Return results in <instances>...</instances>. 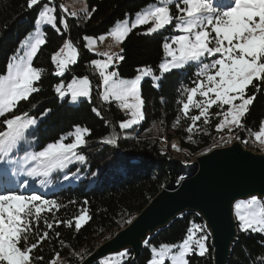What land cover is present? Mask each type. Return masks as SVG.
<instances>
[{"label":"trees","instance_id":"trees-1","mask_svg":"<svg viewBox=\"0 0 264 264\" xmlns=\"http://www.w3.org/2000/svg\"><path fill=\"white\" fill-rule=\"evenodd\" d=\"M61 1L40 0L39 4L29 9L27 0H0V75L6 74L12 58L23 52L22 42L37 30L36 21L43 5L54 8L52 14L57 17L56 28L47 24L39 26L46 42L39 47L32 60L34 67L42 69L40 79L34 83L38 91L0 117V132L7 130L4 121L17 115L26 113L27 118L36 122L35 126L25 130L9 156L17 152L16 145L19 152L39 151L62 139L64 143H71L72 133L77 128L88 130L84 135L86 143L75 150L77 155L85 157L84 161L73 157L64 167L52 168L45 178L51 180L52 190L22 193L7 190L4 184L0 187V194L39 195L60 205L58 210L44 212V219L34 225V233L49 231V239L33 253L43 259L34 261V264H50L53 259L56 264H80L100 244L124 228L158 192L174 189L181 179L188 177L194 164L191 165L188 159L182 162L175 160L164 148L165 139H176L189 157L206 151L220 135L227 133L233 135V140L254 149L250 144L253 133L264 122L262 85L259 92L253 87L248 89L249 94H256V99L243 117V127L231 132L225 129L217 131L216 124L222 117L211 115L209 123L205 124L201 118L193 132L189 133L186 129L191 120L181 112V101L186 102L187 93L184 90L194 86L199 65L190 64L161 74L167 32L161 30L149 34L147 27L142 26L133 28L121 43L114 70L119 78L131 79L146 68L152 70L154 78H145L139 86L143 118L122 129L120 123L132 119L130 111H123L115 101L101 98L100 75L92 64L95 57L86 49L84 39L106 34L126 16L132 18L159 0H83L86 15L80 18L71 16L70 12L65 13ZM61 17L67 22V29L60 23ZM68 41L78 53L77 60L68 66L62 77H58L54 74L51 57ZM205 62L208 60L201 63ZM85 77L91 86L87 100H81L74 106L67 100H59L55 91L57 85ZM195 99L201 97L196 96ZM218 111L215 106L210 109L213 114ZM198 114L196 108L189 112V116ZM108 140L114 142L106 143ZM1 153L0 166L4 168L2 162L6 157ZM4 173L2 171V175ZM84 209L90 219L76 230L74 218ZM45 220L53 224L52 229L46 227ZM57 221L61 222L58 226ZM67 221H73V225L67 226ZM194 225L202 228L196 236L207 237V251L200 256L194 247L187 257L188 264H213L203 222L193 213L178 217L155 234L145 243L136 261L133 262L132 255L127 253L119 258L120 264H148L151 248L181 244ZM102 263L103 260L98 264ZM227 264H264V236L238 228L237 241Z\"/></svg>","mask_w":264,"mask_h":264},{"label":"snow or ice","instance_id":"snow-or-ice-1","mask_svg":"<svg viewBox=\"0 0 264 264\" xmlns=\"http://www.w3.org/2000/svg\"><path fill=\"white\" fill-rule=\"evenodd\" d=\"M39 3L40 0H27V7L31 9ZM171 3L172 0H159L157 6L137 13V18L131 24L127 20L117 24L109 35L115 42L122 43L133 28L151 24L147 31L153 33L177 19L179 23L176 28L183 34L175 37L171 43L163 45L166 56L171 57V60L161 64L160 71L166 73L189 63L199 65L195 73L197 80L194 81L193 87L184 90L187 93L186 102L181 101V112L191 120L186 130L192 133L196 122L201 118L205 124L209 123L211 115L222 117L216 124L217 131L228 128L231 132L233 127H243V117L256 99V94H249L248 89L253 87L259 92L264 85V0H229V5L222 11L216 10L209 0H180L176 4L178 16L172 14L169 7ZM54 11L48 4L43 5L36 24H47L56 28L57 17L52 14ZM60 23L67 29V22L63 17L60 18ZM85 39L95 43L90 38ZM100 39L103 41L105 37ZM45 42L37 30L22 45L25 49L23 54L12 58V63L7 66V74L0 75V116L12 111L21 100L28 99L33 92L38 91L34 83L40 79L42 69L34 67L32 60ZM173 45L176 47L173 48ZM77 55L73 44L70 41L65 42L51 57L57 64L55 74L63 75L67 65L76 62ZM205 58L214 59L201 63ZM112 59L113 57L108 55L106 60H95L92 64L100 70L105 88L103 99L107 101L111 97L120 102L121 109L130 110L132 119L120 123V127L124 129L143 118L139 83L144 77L153 74L151 69H143L141 74L131 81L114 79L118 74L115 71H107ZM63 88L62 84L55 87L61 98L69 93L73 101L78 97L90 96L91 86L86 77L74 79L68 84L67 91L62 90ZM196 96L201 99H195ZM214 106L219 111L213 114L210 109ZM224 106H228L227 109ZM192 108L198 109L199 114L189 116ZM34 123L35 120L27 118L26 113L4 121L7 131L0 132V152H7L15 146L23 131ZM87 132V129L77 128L72 134L75 136L73 143L64 144L61 141L50 144L31 159L43 166L45 175L51 168L64 167L73 157L84 161L85 157L77 155L75 150L86 143L84 135ZM253 135L257 142L264 143V122ZM37 174L41 173H38L36 168L29 172V175ZM59 207L55 201L42 199L39 195L0 194V264H34V261L42 260L43 257L34 256L33 253L49 239V231L34 233V225L44 219V212H52ZM235 210L242 231L264 233V201L252 197L248 201L238 202ZM89 219L87 210H82L74 218L76 230ZM56 223L58 226L61 222ZM66 223L69 227L73 225V221ZM45 224L49 230L53 228V224L46 220ZM193 229H189L187 238L179 246L161 245L159 249L153 248L149 264H165V260L170 261V264H188L186 256L194 251L193 245L198 247L199 255H204L207 251L204 243L207 237L195 238L202 228L194 225ZM174 247L178 248L175 253L172 251ZM50 264H56V260H51Z\"/></svg>","mask_w":264,"mask_h":264},{"label":"water","instance_id":"water-1","mask_svg":"<svg viewBox=\"0 0 264 264\" xmlns=\"http://www.w3.org/2000/svg\"><path fill=\"white\" fill-rule=\"evenodd\" d=\"M256 197L264 201V153L240 141L196 157L193 172L174 189H162L132 221L80 264H98L127 253L136 261L145 243L178 217L193 213L203 222L213 264H227L238 237L234 207Z\"/></svg>","mask_w":264,"mask_h":264},{"label":"rangeland","instance_id":"rangeland-1","mask_svg":"<svg viewBox=\"0 0 264 264\" xmlns=\"http://www.w3.org/2000/svg\"><path fill=\"white\" fill-rule=\"evenodd\" d=\"M180 0H172V3L169 5L170 9H171V12L174 16H178L179 13L177 12V8H176V4L179 3ZM209 2L212 4V6L218 10V11H222L224 10L228 5H229V0H209ZM159 4V1L155 4H152L144 9H142L140 12L138 13H141L145 10H147L148 8L150 7H153V6H157ZM182 6V5H181ZM61 8L62 10L64 11V9H67V11L65 13H68L70 12L71 16L73 17H77V18H80V17H83V15H86V9H85V3L83 0H62L61 1ZM72 13H75V15H72ZM85 17V16H84ZM137 18V14H135L132 18H130L129 16H126L125 19L117 22L113 27H111L109 29V31L106 33V34H103V35H100L98 37H87V38H90L92 41H95L94 44L90 43V41L88 39H84L85 40V47L86 49L90 52L91 55H93L95 58L93 61L95 60H100V61H104L107 59V56L108 55H111L113 57L112 59V62L109 66V68L107 69L108 72H112V71H115L114 70V67L116 66V64L118 63V60H119V53H120V50H121V43H117L113 40V38L109 35L110 31L117 25L119 24L120 22L122 21H129V24H131L132 21H134L135 19ZM179 21L177 19H174L173 22L171 24H169L168 26H166L165 28L161 29V30H165L167 32V35L165 36L166 37V41L165 43H171L172 40L179 36V35H182L183 33H181L180 31L177 30L176 28V24H178ZM39 26L40 25H36L37 27V30H39ZM142 26H146L147 27V30L148 28H150L152 25L151 24H146V25H142ZM142 26H139V27H142ZM37 30H35L31 35L27 36V38L22 42L21 46L27 41L30 39V37L33 36V34H35L37 32ZM161 30H158V31H161ZM156 31V32H158ZM40 32V30H39ZM148 33V31H147ZM155 33V32H153ZM41 34V33H40ZM149 34H152V33H149ZM213 35H215L213 33ZM101 37H105V39L103 41H101ZM86 38V37H85ZM164 43V44H165ZM65 44V42H64ZM63 44V45H64ZM62 45V46H63ZM61 46V47H62ZM60 47V48H61ZM176 46L173 45V48H175ZM25 51V49H23V52ZM59 51V50H58ZM20 53V54H23ZM54 55V54H53ZM211 59H214V58H205L203 61H207L210 62ZM76 60H77V57H76ZM171 60V57H167L166 54H165V59L163 61V63L167 62V61H170ZM53 62V61H52ZM208 62H205V63H208ZM12 63V62H11ZM162 63V64H163ZM54 66H55V72L54 74L56 73L57 71V64L54 63ZM73 63H69L66 67V69L64 70V73L63 75L65 74L67 68L69 65H71ZM190 64H195V65H198L196 63H189L187 65H190ZM185 65V66H187ZM184 66V67H185ZM95 67V66H94ZM96 68V67H95ZM183 67L181 68H177V69H172V70H180L182 69ZM97 69V68H96ZM146 69V68H144ZM143 70V69H142ZM171 70V71H172ZM99 75H100V70L97 69ZM161 72V71H160ZM169 72V71H168ZM163 72H161L162 74ZM7 74V72H6ZM5 74V75H6ZM141 74V70L137 73V75L134 77V78H131V79H124V78H119L118 76L114 79H123V80H128V81H131L133 79H135L138 75ZM56 75V74H55ZM63 75H56L58 77H62ZM145 78H154L153 76H146L144 77L143 79L140 80V83L145 79ZM100 79H101V76H100ZM74 79H72L70 82H68L67 84H63L64 88L62 90L64 91H67V86L68 84H70ZM76 80H80V79H76ZM140 83H139V86H140ZM100 94H101V98L103 99V96L105 94V88H104V85L102 83V79H101V82H100ZM59 100H67L68 101V104L74 106V105H77L81 100H87L88 97H78L77 100L73 101L71 99V93H69L68 95L64 96L63 98H61L58 94H57ZM104 100V99H103ZM109 100H112V101H115L119 106H120V102L119 101H116L114 99H112L111 97L109 98ZM236 103H239V101H236ZM226 109L228 106H225ZM123 111H130L128 109H122ZM6 114V113H5ZM1 117V116H0ZM36 122L30 126H28L26 129H29L31 128L32 126H35ZM25 129V130H26ZM236 127H233L232 128V131L235 130ZM25 130L23 131V133L25 132ZM225 130H228V128H225ZM7 131V130H6ZM76 131V130H75ZM75 131L72 133L74 134ZM229 131V130H228ZM168 135H171L170 133H168ZM227 135V137H225ZM229 137V138H228ZM224 139V140H223ZM252 141L250 142V144L252 145V147L254 149H251L253 152H260V153H264V143H260V142H257L254 135L252 137ZM64 139H62L61 141L64 143L63 141ZM75 140V136L73 135V140L71 143H73ZM223 140V141H222ZM59 141V142H61ZM233 141V135L232 134H223V135H220V137L218 139H216L214 142H212V146L207 149L206 151L202 152V153H199L198 155H201L203 153H206V152H209L210 150H213V149H216V148H221V147H225V146H228L230 145ZM18 142V141H17ZM16 142V143H17ZM64 144H68V143H64ZM163 144H164V148H167L171 154V156L175 159V160H179V161H185L186 159L189 160V162L191 163V165L195 164L196 162V157L198 155H195L193 157H189L188 156V153L181 149L180 146H179V143L176 139L174 138H169V139H165L163 141ZM48 147V146H47ZM46 147V148H47ZM81 147V146H80ZM14 146L7 152H2L1 155L5 156L6 159L4 162H2V164L5 165V167H1L0 166V173H2L3 170H6L7 171V174L6 176L9 177L7 178L6 180L4 179H1L2 178V174H0V187L3 185V183H7V186L5 189L7 190H12V191H19V192H22V193H28V192H41V193H45V191L47 190H52V183L48 180H46L45 178L47 177V174L51 172V169H49L47 171V174H43V166L39 164L38 161L36 160H32L31 157L35 154H38L39 152L45 150L46 148L42 149V150H39V151H30V150H21L19 152V148H17V145H16V149H17V152H14L15 155L14 156H9L11 150H13ZM256 149V150H255ZM33 168H36L37 169V172L38 173H41V174H37V175H29V172H31V170ZM237 204V203H236ZM235 204V205H236ZM234 214H235V219H236V222L238 224V228L241 230L240 228V221L237 219L236 217V210H235V207H234ZM132 221V220H131ZM130 221V222H131ZM129 222V223H130ZM128 223V224H129ZM127 224V225H128ZM126 225V226H127ZM125 226V227H126ZM123 229V228H122ZM121 229V230H122ZM120 231V230H119ZM242 231V230H241ZM250 231V230H249ZM253 232V231H251ZM257 233H260L261 235L264 236V233H261V232H257ZM116 234V233H115ZM201 237V236H200ZM187 238V237H186ZM185 238V239H186ZM195 238H199L198 236H196ZM109 240V239H108ZM104 243V242H103ZM102 243V244H103ZM205 243V241H204ZM102 244H100L98 247H100ZM180 245V244H179ZM177 245V246H179ZM206 245V244H205ZM169 246H175V245H169ZM97 247V248H98ZM193 247L196 248L195 252L199 255V249L198 247H196L195 245H193ZM96 248V249H97ZM160 247L158 248H155V249H159ZM153 248H151V259H152V256H153V252H152ZM178 250V248L174 247L173 248V253H175L176 251ZM190 255V254H189ZM187 255L186 256V259L187 257L189 256ZM201 256V255H200ZM120 257H113V258H107L105 260H103V263L102 264H120L121 261L119 260ZM151 259L149 260V262L151 261ZM84 260V259H83ZM148 262V264H149ZM165 262H168L170 264V261L168 260H165Z\"/></svg>","mask_w":264,"mask_h":264},{"label":"bare ground","instance_id":"bare-ground-1","mask_svg":"<svg viewBox=\"0 0 264 264\" xmlns=\"http://www.w3.org/2000/svg\"><path fill=\"white\" fill-rule=\"evenodd\" d=\"M225 137H227V135H226ZM228 138H229V137H228ZM223 140H224V139H223ZM223 140H222V141H223Z\"/></svg>","mask_w":264,"mask_h":264}]
</instances>
